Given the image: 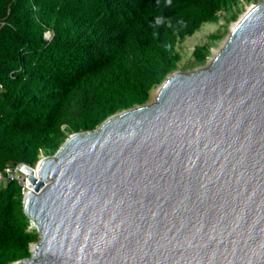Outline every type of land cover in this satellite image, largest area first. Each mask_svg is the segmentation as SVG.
<instances>
[{
    "label": "water",
    "instance_id": "1",
    "mask_svg": "<svg viewBox=\"0 0 264 264\" xmlns=\"http://www.w3.org/2000/svg\"><path fill=\"white\" fill-rule=\"evenodd\" d=\"M212 52L27 167L12 264H264V0Z\"/></svg>",
    "mask_w": 264,
    "mask_h": 264
},
{
    "label": "trees",
    "instance_id": "2",
    "mask_svg": "<svg viewBox=\"0 0 264 264\" xmlns=\"http://www.w3.org/2000/svg\"><path fill=\"white\" fill-rule=\"evenodd\" d=\"M258 1L0 0V169L36 166L70 134L148 102L180 67V41ZM222 37L197 45L193 65ZM23 196L18 181L0 184V264L30 257L39 241Z\"/></svg>",
    "mask_w": 264,
    "mask_h": 264
},
{
    "label": "rangeland",
    "instance_id": "3",
    "mask_svg": "<svg viewBox=\"0 0 264 264\" xmlns=\"http://www.w3.org/2000/svg\"><path fill=\"white\" fill-rule=\"evenodd\" d=\"M247 7H248V5H245V7L242 9V11L239 14V16H241L242 13L244 11H246ZM237 19L228 20L227 16H223L216 23L208 22V23L203 24L202 27L195 34H193L192 36L187 37L186 39H184L182 41H180V43L178 45V50L183 55V59H182V61L180 63V67L178 69L192 70V69H195L197 67L205 65L206 63L203 64V65H200V66L193 65V61H194L193 51H194L195 47L197 45L206 43L208 41L209 35L211 33H215L217 31H221L223 33V37L218 40V44H216V45H214L212 47V49L218 48L223 43V41L227 38V36H228V34L230 32V28L232 27L233 23ZM212 49H211V51H212ZM212 55H213V52H211V54L209 55L207 61L210 59V57ZM154 96H155V91L152 92V96H151V99L149 101L153 100ZM34 228H36V227L34 226Z\"/></svg>",
    "mask_w": 264,
    "mask_h": 264
},
{
    "label": "built area",
    "instance_id": "4",
    "mask_svg": "<svg viewBox=\"0 0 264 264\" xmlns=\"http://www.w3.org/2000/svg\"><path fill=\"white\" fill-rule=\"evenodd\" d=\"M46 37L49 39L51 37V34L50 33L47 34ZM0 89H2L1 83H0ZM27 167H30L32 169L35 168V166H32L25 162L7 163L4 166V168L0 169V184L16 180L22 186L23 194H26L30 190V182L28 180L30 173L27 170Z\"/></svg>",
    "mask_w": 264,
    "mask_h": 264
},
{
    "label": "bare ground",
    "instance_id": "5",
    "mask_svg": "<svg viewBox=\"0 0 264 264\" xmlns=\"http://www.w3.org/2000/svg\"><path fill=\"white\" fill-rule=\"evenodd\" d=\"M30 187H31V185H30ZM34 226L36 227L37 225L34 223Z\"/></svg>",
    "mask_w": 264,
    "mask_h": 264
}]
</instances>
